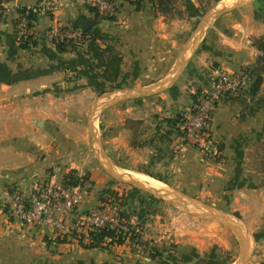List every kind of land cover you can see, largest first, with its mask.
<instances>
[{
  "label": "crops",
  "instance_id": "crops-1",
  "mask_svg": "<svg viewBox=\"0 0 264 264\" xmlns=\"http://www.w3.org/2000/svg\"><path fill=\"white\" fill-rule=\"evenodd\" d=\"M41 1L0 0L7 9L0 15V193L17 187L28 194L35 184L62 183L72 172L87 178L80 214L97 208L114 188L110 167L147 176L240 219L251 245L247 264H264V167H250V156L264 143V52L258 47L264 0L207 21L125 0L116 20H102L87 6L64 1L54 14L37 18L33 47L18 46V8ZM54 22H94L88 33L123 59L118 81L84 75L105 69L87 44L64 53L49 45ZM218 71L250 72L242 94L222 99L214 112L212 139L225 157L220 162L209 160V148L182 141L183 117L196 95L212 88ZM106 89L115 94L100 93ZM140 194L129 189L127 196L135 205L146 202ZM157 210L151 208L144 231L146 254L128 244L89 249L88 243L57 240L0 211V264H222L211 247L233 250L227 229L214 227L213 243L187 237L180 227L170 233L168 225L154 223L163 212ZM127 213L134 219L132 210Z\"/></svg>",
  "mask_w": 264,
  "mask_h": 264
},
{
  "label": "built area",
  "instance_id": "built-area-1",
  "mask_svg": "<svg viewBox=\"0 0 264 264\" xmlns=\"http://www.w3.org/2000/svg\"><path fill=\"white\" fill-rule=\"evenodd\" d=\"M64 1L81 3L90 8L102 20H116L119 17L120 0H43L40 3L19 7L17 45L33 47L38 40L37 23L29 18L51 15L62 7ZM129 1V0H125ZM23 9L27 11L21 12ZM0 8V15L6 13ZM49 45L83 46L87 36L79 27L64 26L58 22L49 25L46 34ZM78 44V45H77ZM250 72L230 73L218 71L210 90L196 95L189 115L183 117L182 141L185 145L210 149L213 155L215 143L212 139L213 115L222 99L238 98L250 83ZM81 186L42 182L35 184L30 193L13 187L0 193V211L17 224L35 227L57 240L69 237L80 243H90V233L106 228L116 229L124 235L130 227L118 210L98 207L87 214H79Z\"/></svg>",
  "mask_w": 264,
  "mask_h": 264
},
{
  "label": "rangeland",
  "instance_id": "rangeland-1",
  "mask_svg": "<svg viewBox=\"0 0 264 264\" xmlns=\"http://www.w3.org/2000/svg\"><path fill=\"white\" fill-rule=\"evenodd\" d=\"M231 0H171V5L168 7L169 10V16H178V17H186V18H194V17H200V18H206L209 17L213 12L216 10L229 6L232 3L230 2ZM247 0H240L237 3L245 2ZM234 2V4H237ZM190 4V6H189ZM233 5V4H232ZM220 148V149H219ZM250 166L251 168L256 167V164H258L259 170H262V167H264V143H262L259 146L258 150H255L254 155L250 156ZM225 157L223 156V151L220 147V144H215L214 150H213V156L209 159L212 161H217L220 162V160H224ZM257 172V171H256ZM135 174V173H133ZM138 175V174H136ZM81 178V177H80ZM111 179L114 182V188L110 190V193L107 195H104L102 203L97 206L100 207H109L111 210H116L120 211L125 218L126 224L130 227L129 232L124 235L125 240H131V247H128L130 249H134L137 252H141L142 254H146L148 250L146 249V243L143 239L144 237V231L146 229V224L147 221H149L150 218V212L151 208L156 210L157 209H163L162 214L160 213L159 219H157L154 223H157L156 225L163 226V225H168V227L171 229L170 233L178 231L177 228L180 227V231L182 228L183 233L188 237V236H199L201 239L206 240L210 243H213L214 240H217L218 235L216 236V232L213 231L214 227H217L218 229H227L229 233L233 236L234 239V248L231 252L225 253V251L221 252L219 251V246L217 247H211L212 252H217L215 256L217 257V260L219 263L223 262L222 264H231L232 262L240 264L242 259H243V245H242V240L233 232L231 231L228 227L215 222L208 217H206L203 214V211L198 207V206H190V207H185L179 204H176L167 198H155L152 194L147 193L144 190H140L134 186L121 183L118 181L112 174H111ZM130 179V178H129ZM157 187H156V186ZM159 183L155 181V184L151 186V188H156L159 189ZM129 189H137L139 190L140 195L144 196L143 199H145L146 202H142L141 204H135L133 201H129L128 191ZM168 190V188H166ZM169 190H172V193H179L181 192V189L178 188H169ZM81 196L83 197V188L81 187ZM209 197V196H208ZM208 199V198H207ZM82 201V200H81ZM207 206L213 207V209L216 212L222 213L220 210L222 209H215V204H207L204 203ZM222 207H226L225 203H222ZM96 209V208H95ZM127 209V210H126ZM131 211L134 213V219H131L132 214H128L127 211ZM93 210V209H91ZM90 210V211H91ZM157 210V211H160ZM89 211V212H90ZM162 211V210H161ZM80 212L82 215L87 214ZM155 212V211H152ZM226 213V211H224ZM229 218H231L234 222L237 223L242 229L243 225L241 224L242 221L238 218L232 217L234 215L229 214L227 212L225 214ZM128 217V218H127ZM132 222V223H131ZM181 222V223H180ZM130 223V224H129ZM180 223V226H179ZM221 230H218L217 232H220ZM172 237H175L173 234ZM72 239V241L75 238L69 237ZM144 240V241H143ZM172 241V240H169ZM124 244L130 245V243L126 242ZM122 244V245H124ZM116 245V244H115ZM115 245L111 244V240H107L104 244L103 247H111L114 248ZM117 247V246H116ZM218 250V251H217Z\"/></svg>",
  "mask_w": 264,
  "mask_h": 264
},
{
  "label": "trees",
  "instance_id": "trees-1",
  "mask_svg": "<svg viewBox=\"0 0 264 264\" xmlns=\"http://www.w3.org/2000/svg\"><path fill=\"white\" fill-rule=\"evenodd\" d=\"M147 1H149L150 3H153L160 12L169 14L168 7L172 4L171 0H129L128 2L136 4L139 8L143 2H147ZM26 11L27 9H23L21 12L25 13ZM29 18L32 19L33 21L37 20V18L34 17L33 13H30ZM85 35L87 36L86 50L88 51V53H90L92 56L98 59L100 61L99 66L104 67L105 69L102 73H99V75L97 74L94 75L91 73L89 74L88 72H85L84 75L89 79L97 78L96 80H98L100 78V81L104 82L105 84H108V83L115 84L118 81L119 75L121 73V65L123 62L122 57L120 56L119 53H116L112 47H106V48L100 47L97 44V40L95 39V37L90 35L88 32L85 33ZM34 44H36V42H34ZM74 46L69 47V45H66V44L59 45L57 47V50L61 53H64V52L69 51V49ZM258 47L261 51L264 52V42L258 43ZM24 48H27V46H24ZM116 87L121 88V85H118ZM108 92L109 90L107 89L100 90L101 94L108 93ZM86 180H87L86 177H82V178L77 177L76 174L72 172L66 178L67 184H70L72 186H81L82 188L85 186ZM124 237H125L124 234L119 232L116 229L106 228V229L94 231L90 233L89 235V238L91 239V241L90 243H88V245H86V248L90 249V248L103 247V244L109 239L111 240V244L113 245L116 244V246L122 245L126 242L130 243L131 245V240L130 241L125 240ZM62 242H65V241H62Z\"/></svg>",
  "mask_w": 264,
  "mask_h": 264
},
{
  "label": "water",
  "instance_id": "water-1",
  "mask_svg": "<svg viewBox=\"0 0 264 264\" xmlns=\"http://www.w3.org/2000/svg\"><path fill=\"white\" fill-rule=\"evenodd\" d=\"M253 0H247L245 2H241V3H237V4H233V5H229L223 8H220L218 10H216L215 12H213L209 17L204 18V20H210L213 19L225 12L231 11L233 9L239 8L243 5L249 4L251 3ZM95 23L94 22H88V23H84L82 24L81 27H79L80 29H82L85 33H87L89 31V28L91 26H93ZM115 93H107L105 96H112ZM93 132L95 133L94 129ZM110 173L121 183H125L131 186H134L140 190H144L149 194H152L155 198H167L168 200L185 206V207H190V206H198L202 211L203 214L208 217L209 219L218 222L226 227H228L231 231H233L241 240H242V245H243V259L241 261L240 264H247L250 254H251V245L249 243L248 237L245 234L244 230L237 225L236 222H234L231 218H229L228 216L224 215L223 213L220 212H216L213 208L207 206L206 204L200 202L199 200L196 199H192L186 195L183 194H178V193H172V191L164 189V188H159V189H154L149 187L148 185L129 179L125 176H123L121 174V172H118L117 170H115L113 167L109 168Z\"/></svg>",
  "mask_w": 264,
  "mask_h": 264
},
{
  "label": "bare ground",
  "instance_id": "bare-ground-1",
  "mask_svg": "<svg viewBox=\"0 0 264 264\" xmlns=\"http://www.w3.org/2000/svg\"><path fill=\"white\" fill-rule=\"evenodd\" d=\"M238 1H240V0H231L230 2L234 4V2L237 3ZM121 174L127 178L132 179V180L144 183V184L148 185L149 187H151L155 184V181L153 179L147 177V176H143V175H139V174L136 175V174H133L132 172H127V171H121Z\"/></svg>",
  "mask_w": 264,
  "mask_h": 264
}]
</instances>
